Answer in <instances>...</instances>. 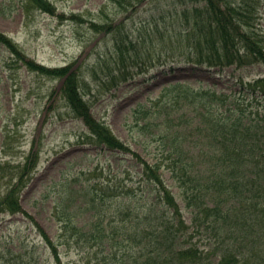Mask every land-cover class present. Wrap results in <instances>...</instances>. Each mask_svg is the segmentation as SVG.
<instances>
[{"label":"trees","instance_id":"trees-1","mask_svg":"<svg viewBox=\"0 0 264 264\" xmlns=\"http://www.w3.org/2000/svg\"><path fill=\"white\" fill-rule=\"evenodd\" d=\"M111 1L122 10H131L143 2ZM183 1L193 3L192 7L186 5L183 9L191 27L186 35L188 39L194 38L189 61L216 71L231 65L264 63V34L257 21L261 0ZM5 4L3 7L11 11L23 8L26 17L35 10L64 17L50 0H10ZM70 18L85 21L77 13H72ZM90 26L94 30L113 27L109 22L95 20H91ZM116 46L120 62L127 68V58L135 61L131 54L126 56L134 44L131 39L129 44L118 40ZM0 47L9 52L4 60L5 69L25 66L50 77L66 76L63 95L74 116L89 128L91 142L104 146L105 151L131 155L129 170L121 175L96 172V179L75 190L74 204L85 198L95 211L97 200L104 204L128 197L130 201L112 213L110 229L106 228L103 238L96 242L105 254L95 264H112L124 245L121 257L114 264H264V76L253 80L240 78L230 90L172 85L170 90L171 93L175 90V97L171 108L181 106L183 113L177 117L176 130L157 134L164 149L149 161L93 116L81 91L85 82L80 80L82 73L78 68L71 71L72 64L48 67L38 63L1 31ZM91 71L94 76L97 74L95 67ZM107 74L110 81L118 83L109 67ZM174 111L166 113L170 121ZM183 122H191L189 136L196 135L195 143L186 140L183 134L186 130L180 126ZM1 161L0 181L7 179L8 186L0 197V211L24 212L19 197L26 183L27 162L16 164L8 173L6 167L12 163ZM164 169L170 172L177 192L167 183ZM75 179L76 182L79 177ZM179 197L191 214L190 224L184 218ZM63 216L61 207L56 220L62 229L58 233L62 241L57 242L44 233L47 248L59 264H63L59 245L69 244L81 231L80 226L72 225L71 219ZM118 216L122 217L120 223L115 221ZM64 231L72 232L67 239L62 238ZM125 242L129 243L131 252ZM47 248L43 251L35 248L38 254L33 256V251H26L23 243L17 248L7 246V250L0 251V264H46Z\"/></svg>","mask_w":264,"mask_h":264},{"label":"rangeland","instance_id":"rangeland-1","mask_svg":"<svg viewBox=\"0 0 264 264\" xmlns=\"http://www.w3.org/2000/svg\"><path fill=\"white\" fill-rule=\"evenodd\" d=\"M9 1L0 0V31L13 37L37 62L53 67L70 63L73 70L78 68L80 80L85 82L81 91L94 117L150 160L164 149L157 134L176 130L177 117L183 113L181 106L171 108L175 97L172 85L225 90L239 77L248 80L264 75L261 62L231 65L223 71L193 67L189 58L194 38L188 39L191 27L183 16L184 7H192L193 3L185 4L183 0H143L131 10H122L111 0H51L59 12L78 13L84 22L39 11L25 17L21 7L12 11L3 7ZM261 1L257 21L264 34V0ZM91 20L109 22L113 27L94 30ZM130 39L134 47L126 56L131 54L135 61L127 58L124 68L116 43L124 40L129 44ZM8 53L0 47V161L12 163L6 167L8 173L16 164L27 162V166L26 183L20 191L25 214L0 211V251L7 240L17 236L27 243L26 251H33V256L38 254L34 248L43 251L47 247L44 233L62 241L58 238L62 229L56 220V212L62 207L63 217L81 227L74 240L58 247L63 264H95L105 254L96 242L103 238L106 228L110 229L112 213L130 201L128 197L104 204L97 200L95 211L85 198L74 204L75 190L89 185L101 171L121 175L129 170L131 155L105 151L91 142L87 126L74 117L62 94L65 76L50 77L21 66L5 69ZM93 67L97 69L95 76ZM107 67L118 83L110 81ZM173 109L170 121L166 113ZM185 122L180 126L186 130V140L193 144L196 135L189 136L192 124ZM75 176L79 177L76 182ZM164 177L173 183L167 169ZM6 180L0 181V197L7 191ZM174 190L177 192L176 187ZM179 200L190 224L191 214L180 197ZM115 221L120 223L122 217ZM63 233L62 238L67 239L72 232ZM108 243L106 239V248ZM126 245L131 252L129 243ZM124 246L112 264L121 257ZM48 250L46 264H59Z\"/></svg>","mask_w":264,"mask_h":264}]
</instances>
